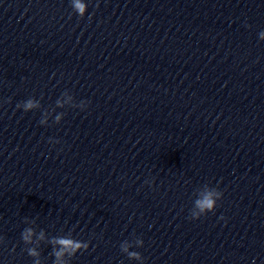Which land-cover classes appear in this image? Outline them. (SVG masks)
<instances>
[{"label":"clouds","instance_id":"clouds-1","mask_svg":"<svg viewBox=\"0 0 264 264\" xmlns=\"http://www.w3.org/2000/svg\"><path fill=\"white\" fill-rule=\"evenodd\" d=\"M74 8L76 9L77 13L83 17L86 5L84 3H81L80 0H74ZM33 103L31 100H29L25 105V111L31 109L33 107ZM19 107V105H17ZM59 119V117L57 118ZM212 193H209L207 196H205L202 200H198L197 207L200 209L201 213H208V212H214L215 211V200L212 198ZM193 219H199L196 214H193ZM34 235L33 230L31 228H26L21 233V238L26 244H30L32 242V236ZM38 239L43 240L44 239V233L43 231L40 232ZM54 245L52 255L55 257V260L53 264H64L62 257L65 255L68 256H75L78 252H81L82 250H87L89 247L88 244L74 240L72 238L68 237H54L50 241ZM126 250V249H125ZM27 253L30 257H39L40 253L35 248H28ZM130 256H135L136 258H139V254L136 253H130ZM33 264H40L39 259H36L33 261Z\"/></svg>","mask_w":264,"mask_h":264}]
</instances>
